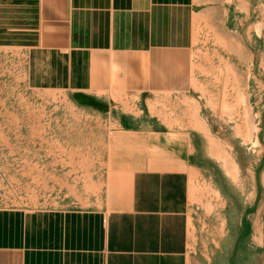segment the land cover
Returning <instances> with one entry per match:
<instances>
[{"label": "rangeland", "instance_id": "obj_1", "mask_svg": "<svg viewBox=\"0 0 264 264\" xmlns=\"http://www.w3.org/2000/svg\"><path fill=\"white\" fill-rule=\"evenodd\" d=\"M205 1L189 93L105 103L31 86L15 49V0H0V208L109 210L116 178L130 167L123 159L142 150L185 161L196 253L207 258L230 242L235 221L262 219L264 0ZM94 107L114 115L83 110ZM140 133L157 143L165 136V146L122 147Z\"/></svg>", "mask_w": 264, "mask_h": 264}, {"label": "crops", "instance_id": "obj_2", "mask_svg": "<svg viewBox=\"0 0 264 264\" xmlns=\"http://www.w3.org/2000/svg\"><path fill=\"white\" fill-rule=\"evenodd\" d=\"M205 2L15 0V49L25 53L33 87L105 103L114 95L185 94ZM141 136L122 147L165 146V136L159 143ZM123 162L130 167L116 178L111 195L119 198L109 210L0 208V264H264V213L251 224L235 221L230 242L206 258L193 248L185 161L140 150Z\"/></svg>", "mask_w": 264, "mask_h": 264}]
</instances>
